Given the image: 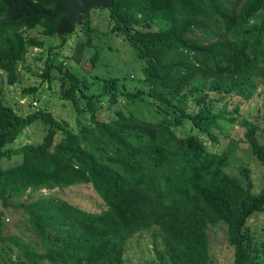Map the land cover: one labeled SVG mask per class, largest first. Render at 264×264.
Here are the masks:
<instances>
[{"label": "trees", "instance_id": "1", "mask_svg": "<svg viewBox=\"0 0 264 264\" xmlns=\"http://www.w3.org/2000/svg\"><path fill=\"white\" fill-rule=\"evenodd\" d=\"M54 9V0H0V188L10 207L24 210L33 231L28 239L4 235L5 216L0 213L3 260L124 264L130 238L154 228L156 257L151 264H210L206 228L225 221L234 250L231 264H264V237L249 226L253 215L264 216V186L254 191L249 167L237 176L227 171L239 140L231 139L218 151L210 150L205 139L219 143L222 122L239 123L253 155L264 165L259 138L264 119L241 108L264 92V0H114L111 31L138 51L144 62L141 85L129 90L118 78L97 77L102 91L92 93L86 77L50 57L40 75L51 81L55 68L61 73L62 98L76 108L79 98L85 101L90 123H79L78 131L44 108L19 114L6 104L1 87L4 76L9 85L21 81L27 54L44 46L28 30L41 26L44 36L58 35L62 14L53 17ZM82 19L88 39L77 44V63L80 53L93 46L90 17ZM68 37L59 36L51 48L63 47ZM98 58L96 52L93 66ZM37 91V86L23 88L24 94ZM106 95L112 103L120 95L143 107L149 101L159 117L117 109L110 120H101L96 102ZM37 120L46 126L40 142L10 145ZM187 125L190 130L179 135ZM15 155L22 156L19 164L2 165V159ZM78 182L92 184L105 210L95 213L45 197L12 202L29 189Z\"/></svg>", "mask_w": 264, "mask_h": 264}, {"label": "rangeland", "instance_id": "2", "mask_svg": "<svg viewBox=\"0 0 264 264\" xmlns=\"http://www.w3.org/2000/svg\"><path fill=\"white\" fill-rule=\"evenodd\" d=\"M86 17H90L93 28L91 31L93 46L86 47L80 53L81 62L79 63L74 60L77 44L88 39L87 30L81 25L83 24L82 17L80 23L74 24L73 27L67 26L64 28L68 32L65 34H68L69 37L63 47L52 49V45L56 47L58 44L59 36H44L41 26L27 31V35L36 36L43 40L44 46L40 48L34 47L27 54L20 72L21 81L14 85H9L4 76L5 81L1 84V87L3 88L6 104L13 106L21 115H27L43 108L47 109L58 120L67 123L75 131H78L79 123H90V115L84 111L86 103L83 99L79 98V106L76 108L72 101L62 98L61 73L54 68L51 71V81L40 76L46 67V61L49 57L55 63L62 62L65 67L72 68L79 76L86 77V84L88 83L89 85L87 90L92 93L102 91L99 86L101 81L97 77L101 79L118 78L119 85L123 86L125 84L129 90L141 85L144 62L138 58V51L129 44L125 36L111 31L113 21L109 16L108 6L94 7L90 10L89 16ZM96 52L99 53V58L96 61V65L93 66L91 58ZM26 86H37L38 91L35 94H24L23 88ZM96 103V107L99 110L98 116L101 120H110L117 109H124L125 111L142 110L144 117L149 115L155 118L159 117L155 107L149 101H146L145 107H143V104L139 105V102L135 104L127 102L123 95L119 96L117 103H112L107 95L103 96L101 100H97ZM241 108L245 113L251 110L254 117L258 119L256 116L258 115L262 121L261 118L264 119V92L262 95L259 94L254 97L252 101L242 103ZM258 109L260 114L257 111ZM262 123L264 124V120ZM222 125L224 133L217 129V133L220 135L219 143H213L205 137L209 149L222 151L229 145L231 139L239 140V146L231 155L227 171L237 176L240 175V170L243 167H249L254 180V191L258 192L264 186V165L253 155L250 146L246 143L245 128L239 123L231 124L225 121L222 122ZM45 128V123L42 120H37L25 128L10 145L16 147L27 142H40L45 135ZM189 130L190 126L187 125L180 128L178 134L183 135ZM259 138L264 142V131L260 132ZM21 161L22 156L15 155L11 160L2 159V165L7 167L15 166ZM42 197L66 200L82 209L95 213L101 212L106 208L105 202L92 184L81 182L68 187L54 189L44 188L33 191L29 189L14 198L12 202L14 204L32 202ZM0 213L5 216L4 235H19L25 239L33 237V231L29 226L27 215L22 208L10 207L9 205L4 207L2 201H0ZM249 226L255 230L258 237H264L263 215L259 213L253 215ZM206 229L210 236V264H231L234 250L228 243V226L225 221L215 224L210 223ZM155 231L154 228L147 229L135 233L130 238L126 245L124 264H151L156 257L154 250ZM1 251L2 249L0 248V254ZM0 264H8L1 255Z\"/></svg>", "mask_w": 264, "mask_h": 264}, {"label": "water", "instance_id": "3", "mask_svg": "<svg viewBox=\"0 0 264 264\" xmlns=\"http://www.w3.org/2000/svg\"><path fill=\"white\" fill-rule=\"evenodd\" d=\"M114 0H54L55 9L52 16H56L58 13L62 14L59 25L57 27V34L59 36L68 33L65 31V27H73L74 24L80 23V19L83 15L89 16L90 10L94 7L108 6L112 7ZM62 30V31H61ZM3 154V139L0 138V159ZM2 176L0 170V178ZM0 201L4 207L9 205L8 199L0 188Z\"/></svg>", "mask_w": 264, "mask_h": 264}, {"label": "built area", "instance_id": "4", "mask_svg": "<svg viewBox=\"0 0 264 264\" xmlns=\"http://www.w3.org/2000/svg\"><path fill=\"white\" fill-rule=\"evenodd\" d=\"M36 103V102H35Z\"/></svg>", "mask_w": 264, "mask_h": 264}]
</instances>
